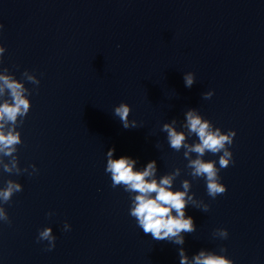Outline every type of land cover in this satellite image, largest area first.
Wrapping results in <instances>:
<instances>
[{
	"label": "water",
	"instance_id": "1",
	"mask_svg": "<svg viewBox=\"0 0 264 264\" xmlns=\"http://www.w3.org/2000/svg\"><path fill=\"white\" fill-rule=\"evenodd\" d=\"M35 75L15 155L21 169L39 171L0 168V187L23 186L3 205L11 225L0 221V264H179L180 247L189 260L203 249L264 264V0H67ZM207 91L214 95L203 99ZM121 102L137 127L115 116ZM189 109L236 132L234 164L219 173L227 191L215 199L161 131L175 119L186 142L197 141L183 127ZM111 148L136 170L155 160L157 179L179 168L174 190L187 179L189 194L210 206L186 208L196 231L182 234V246L154 240L130 216L129 193L105 171ZM203 158L219 167V154ZM45 227L52 251L36 242ZM218 228L227 239L213 237Z\"/></svg>",
	"mask_w": 264,
	"mask_h": 264
},
{
	"label": "clouds",
	"instance_id": "2",
	"mask_svg": "<svg viewBox=\"0 0 264 264\" xmlns=\"http://www.w3.org/2000/svg\"><path fill=\"white\" fill-rule=\"evenodd\" d=\"M0 24V29H3ZM6 49L0 45V60ZM185 86L191 88L195 83V76L188 72L183 76ZM24 81L38 86L40 80L37 76L27 70L22 73V79L18 80L10 74L8 68L0 69V168L5 173L21 175L28 173L32 176L38 173L35 165L21 169L15 153L17 146L22 144L20 131L17 129L23 125L24 118L31 109L29 97L32 91L25 87ZM214 95L213 91L202 93L203 99H210ZM131 107L127 103L121 102L114 108L115 116L119 117L125 129L137 127L135 120H130ZM186 123L183 125L187 129L188 136H196L195 142H186L184 131H177L174 127L176 120L171 123H164L161 131L167 134V141L171 149L180 152L182 149L184 158L188 161L186 167L190 169L193 179L203 178L206 183L208 196L215 199L217 196L226 193L227 186L221 183L220 171L234 164L233 153L230 146L233 144L236 132L228 130L223 132L219 127H215L212 122L205 119L197 109H189L185 113ZM114 148L107 151L106 173L111 175L112 187H123L129 193L131 206L129 214L135 218L138 226L145 234H151L156 241H168L182 246L185 242L184 235L196 231L194 220L191 216H186V208L191 205L203 212L209 210V205L202 200L190 195L191 182L187 179L182 181V190H174L173 185L181 170L176 168L169 174L156 177L157 163L152 160L147 163L142 170H136V161L129 156H120L113 159ZM206 153L212 155L219 154V167L215 160H205ZM192 154H196L193 158ZM4 157L8 158L5 162ZM23 190V186L13 179H8L3 187H0V221L11 225V220L3 207L9 204L12 197ZM49 216L52 213H48ZM71 225L64 224V231H69ZM228 231L224 228L215 229L213 237L227 239ZM56 237L53 235L51 227L38 230L37 243L47 241L46 251L55 248ZM227 249L220 248L224 253ZM179 264H233L227 256L217 254L211 250H200L191 260L185 254V249H178Z\"/></svg>",
	"mask_w": 264,
	"mask_h": 264
}]
</instances>
